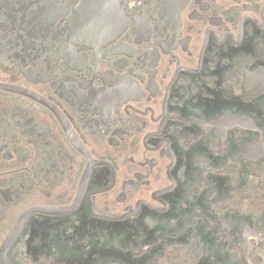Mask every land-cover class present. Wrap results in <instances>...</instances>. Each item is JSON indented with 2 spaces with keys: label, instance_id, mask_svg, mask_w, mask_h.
<instances>
[{
  "label": "flooded vegetation",
  "instance_id": "1",
  "mask_svg": "<svg viewBox=\"0 0 264 264\" xmlns=\"http://www.w3.org/2000/svg\"><path fill=\"white\" fill-rule=\"evenodd\" d=\"M0 264H264V0H0Z\"/></svg>",
  "mask_w": 264,
  "mask_h": 264
}]
</instances>
